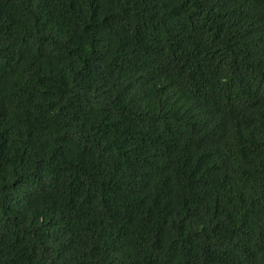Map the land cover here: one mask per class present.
Returning a JSON list of instances; mask_svg holds the SVG:
<instances>
[{
    "label": "trees",
    "instance_id": "16d2710c",
    "mask_svg": "<svg viewBox=\"0 0 264 264\" xmlns=\"http://www.w3.org/2000/svg\"><path fill=\"white\" fill-rule=\"evenodd\" d=\"M0 264H264V0H0Z\"/></svg>",
    "mask_w": 264,
    "mask_h": 264
}]
</instances>
